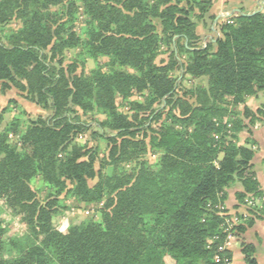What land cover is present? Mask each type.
Returning <instances> with one entry per match:
<instances>
[{
	"label": "trees",
	"instance_id": "1",
	"mask_svg": "<svg viewBox=\"0 0 264 264\" xmlns=\"http://www.w3.org/2000/svg\"><path fill=\"white\" fill-rule=\"evenodd\" d=\"M215 1L0 0V91L49 113L32 120L20 110L3 124L0 112V201L24 228L6 237L0 212V264L231 263L229 246L213 259L226 219H240L234 242L264 221L256 142L239 145L243 130L251 135L242 115L250 126L264 120V104L246 106L264 94V9L214 22ZM206 21L215 36L203 42ZM74 50L81 65L96 63L88 75L77 62L63 67ZM92 127L107 148L101 159L76 142ZM236 184L243 214L229 215ZM64 200L95 205L98 218L61 232ZM255 253L241 243L245 264H259Z\"/></svg>",
	"mask_w": 264,
	"mask_h": 264
},
{
	"label": "rangeland",
	"instance_id": "2",
	"mask_svg": "<svg viewBox=\"0 0 264 264\" xmlns=\"http://www.w3.org/2000/svg\"><path fill=\"white\" fill-rule=\"evenodd\" d=\"M230 3L239 5L240 3L245 4L244 8L247 9V11H257V10H262L264 9V2L261 0L257 1V0H228ZM257 1V2H256ZM217 8V7H216ZM215 8V6H213V8L211 9L210 14H217V9ZM217 10V11H215ZM206 26H203L201 24H199L198 26V33L201 36V40L203 42H205L206 38H210L212 36H215V34H213V32L210 31V29H212V24L210 21H206L205 23ZM16 27L15 23H11L9 25H7L6 30H13ZM80 28L79 26L77 27V31L79 32ZM165 50V49H164ZM79 54V51L74 50L71 51L69 53H67L64 61H63V67L68 66L70 63L73 62H77V69L76 72L78 74L80 73H84L86 75H88L91 72V69H93L96 65V63H94L92 60H86L85 63L83 65H81L82 63L80 62L79 58H77V55ZM167 55L165 54H161L158 59L157 62L160 63L162 60L166 61ZM107 59L101 58L99 60L100 64L106 63ZM178 71L176 73V76L178 75ZM185 86L189 87L190 84L188 83V81H185ZM14 100L16 102V104H12L10 101ZM131 102H141L142 98L140 95L135 94V96L133 98L130 99ZM116 108L119 112L127 115V116H131V113L129 112V107L127 102H124L123 100H121L120 98L116 99ZM6 109L8 111V113H6L4 115V122L3 124H7L8 122H10V120L15 116L18 115V111L22 110L25 112L26 117L25 119H32V120H36V118L38 117H42V118H48L49 117V113L45 110H42L40 107L34 105L33 103H30L28 100L26 101L23 96L21 94H19L17 92V90L15 89H11L6 91L5 93H2L0 91V112L2 110ZM239 112H241V108L240 110L238 109ZM242 113V112H241ZM97 119L100 120H104L103 116H96ZM258 123V122H257ZM255 124V123H254ZM251 127V126H250ZM96 130V128L92 127L91 131L79 136L76 139V142L79 143L82 146L87 147V149H94L97 151V157H99L100 159L107 154V148L105 147V143L102 142L101 140L98 139H92V136H90V133L92 132V130ZM9 142L12 145H15L18 140L16 137L14 136H10L9 137ZM147 160L150 163H154L156 160V156H153L152 154L148 153L147 154ZM96 168L98 169V165L96 166ZM96 182V180L94 181ZM91 183V185L94 184ZM36 186L40 187V184L37 183ZM40 200L45 199L46 193L42 192L40 195H38ZM260 202H257V204H259ZM64 205H66V207H68V209H61L60 210V214L57 215L54 223L56 225V227L63 233H65L67 231V229L73 225V223H80L84 220H95L98 218L97 212H96V206H84L82 204H79L75 201H70V200H64ZM227 213L229 215H231L232 213H236L238 215H240L239 212L236 211H231V209L226 206L225 207ZM0 212L1 215L5 221V226H6V237H11L13 235H20L23 233V226L20 224V220L18 217L14 216L13 214H11L8 210H6V208L4 207L2 201H0ZM243 212V209H242ZM241 212V214H243ZM235 215V214H233ZM234 217V216H233ZM234 243V242H231Z\"/></svg>",
	"mask_w": 264,
	"mask_h": 264
},
{
	"label": "crops",
	"instance_id": "3",
	"mask_svg": "<svg viewBox=\"0 0 264 264\" xmlns=\"http://www.w3.org/2000/svg\"><path fill=\"white\" fill-rule=\"evenodd\" d=\"M262 1L264 2V0H261V2ZM244 5L245 4L243 3L236 5L230 3L228 0H217L214 3L215 8L217 7L216 9L218 10H215L217 11V14L210 15L216 17L214 21L216 22L219 21V19L221 20L231 15L232 13L239 12L240 10H243L246 13L251 12L247 11V9L244 8ZM263 104L264 94H259L256 97H251L246 101L247 108L253 113H256L260 106ZM241 118L243 120V124L250 130L251 135H249L246 130H243V132L239 135V145H243L247 138H251L256 142V145L252 147L255 153L252 164L260 189L264 191V120L258 123L255 122V124L251 125L250 127V119L243 117V115ZM240 192H242V188L239 184L231 187L226 192L227 198L225 204L231 209V211H236L239 213L242 212V209L235 210L238 206L235 194ZM242 242L254 243L256 246L255 258L259 262V264H264V221H256V223L251 228L246 230L240 240L237 239L236 242L229 245V252L231 255L230 264H245V262H243V256L241 254Z\"/></svg>",
	"mask_w": 264,
	"mask_h": 264
},
{
	"label": "built area",
	"instance_id": "4",
	"mask_svg": "<svg viewBox=\"0 0 264 264\" xmlns=\"http://www.w3.org/2000/svg\"><path fill=\"white\" fill-rule=\"evenodd\" d=\"M240 224V219L237 217H230L226 219V224H225V232H226V236H225V243L223 246H220L217 248V253L214 256V262L220 263L221 258L219 257V253H223L226 249V247H228L231 242H234V234L235 231H233V227H236L237 225Z\"/></svg>",
	"mask_w": 264,
	"mask_h": 264
}]
</instances>
